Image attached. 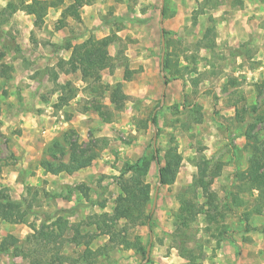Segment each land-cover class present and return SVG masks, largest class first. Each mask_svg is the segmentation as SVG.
I'll use <instances>...</instances> for the list:
<instances>
[{"label":"rangeland","instance_id":"obj_1","mask_svg":"<svg viewBox=\"0 0 264 264\" xmlns=\"http://www.w3.org/2000/svg\"><path fill=\"white\" fill-rule=\"evenodd\" d=\"M91 5L95 9L87 14V6L79 9L80 18L89 16L90 28L61 18V9H50L43 24L33 27L20 0H0V192L25 211L19 223L0 219V243L17 240L0 247V264H188L181 248L193 251L195 264H264V209L254 213L257 191L235 179L264 150V122L251 131L255 143L244 137L264 111V0ZM148 18L157 24L155 37L145 26ZM159 24L166 32L164 48ZM106 36L112 39L111 65L98 82L79 73L69 76L66 66L59 69L67 42ZM162 51L171 70L162 71L168 84L160 105ZM153 149L162 168L169 153L179 159L172 183L159 187L153 210L158 182L153 161L144 178L152 232L125 227L124 220L113 229L130 243L138 237L145 252L149 246L143 263L145 254L111 242L105 226L128 168L150 160ZM72 157L90 162L46 177L44 161L56 167ZM201 164L207 165L205 181L216 211L212 221L198 214L184 227L176 216L181 195L198 206L205 202L200 188L191 189ZM53 222L63 226L62 235L48 242L39 238L41 224ZM86 248L92 254L85 255Z\"/></svg>","mask_w":264,"mask_h":264},{"label":"trees","instance_id":"obj_2","mask_svg":"<svg viewBox=\"0 0 264 264\" xmlns=\"http://www.w3.org/2000/svg\"><path fill=\"white\" fill-rule=\"evenodd\" d=\"M94 0H29L25 2L20 0V9H22L27 15L33 17V27H40L43 24L44 18L50 9L59 10L61 9L60 16L64 18L66 16L71 17L76 22H80L79 9L84 6H89ZM65 2L69 4L64 8ZM15 7V6H14ZM17 9V7H16ZM161 15L164 16V10L160 11ZM163 35L166 32L160 29V33ZM112 42L111 37L106 36L101 39L87 38L81 43L71 44L69 42L63 46L64 49L70 50V57L67 61H58V67L62 70L63 66L68 67L69 73L79 72L83 80H92L98 82L100 80V72L107 69L111 65V57L108 53V46ZM171 66L168 56L163 60L161 71H170ZM125 80H128V74H124ZM163 85L168 84V79H161ZM264 85V81L262 82ZM152 124L156 123V116L153 115L150 118ZM259 122H264V111L256 116L253 124H249L247 131L244 133V137L247 140L257 141V137L251 134V131L256 127ZM256 150V147L254 146ZM72 157L71 161L67 164H59L56 167L51 163L44 161L42 167L46 173L52 175H58L62 172H74L81 167L88 165L90 162H82L80 159H75ZM169 158L171 159L167 166L160 167L159 159L157 157L156 150L153 149L151 154V159H139L133 165L128 168L129 178L126 180H121L119 184L120 196L116 200L115 208L111 217H109L110 225L105 226V234H109L110 241H118L123 245L125 249L134 248L136 251L140 252L142 255L145 254L144 249L140 246L139 238H135L133 243L126 240V237H121V233L116 232L114 229L117 221L124 220L125 227L134 226H146L148 233L151 234V224L150 215L147 213L146 207L150 202V189L144 182V178L150 166V162L153 161L156 165L157 172L160 173V183L161 185H168L172 183L175 174V167L178 165V156L176 154L169 153ZM87 163V164H86ZM198 175L193 181L191 189L200 188L203 195L206 197L205 202L202 206L194 204L189 201L185 195H181L179 210L176 216L181 221L184 227H188L189 223L196 221L197 215H203L205 221H212L214 217V212L216 211L215 197L209 192L208 187L210 181H205V172L207 171V165L201 164L197 165ZM217 168L220 165L216 166ZM235 179L240 183L246 184L247 191L255 190L257 195L254 198V213L260 214L261 210L264 209V150L257 152V156L254 154L250 158V164L245 171H238L235 173ZM240 187V186H239ZM193 191V190H192ZM238 200H235V203ZM21 203L11 202L6 195L0 192V219L8 223H19L23 220L24 210H21ZM213 213V214H212ZM250 214L246 213L244 216L245 222L248 221V216ZM63 226L58 222H53L51 224H41L39 230L35 231L39 238L45 241L54 240L55 237H59L63 233ZM123 232L126 233V228H123ZM9 240V241H8ZM11 240V241H10ZM17 240H13L11 237L5 238L1 243L0 247L6 246L4 243L10 242L9 245H15ZM73 241H75L73 239ZM192 250H185L181 248L179 255L186 259L188 264H195L197 256H195ZM84 254H92V252L86 248ZM39 264V263H37ZM42 264H54L53 260L47 261Z\"/></svg>","mask_w":264,"mask_h":264},{"label":"crops","instance_id":"obj_3","mask_svg":"<svg viewBox=\"0 0 264 264\" xmlns=\"http://www.w3.org/2000/svg\"><path fill=\"white\" fill-rule=\"evenodd\" d=\"M84 8H86V14L89 12V11H92V10H94L95 8L92 6V5H90V6H87V7H84ZM83 8V9H84ZM162 10V9H161ZM241 13V11H239V13L238 14H240ZM154 15V14H153ZM152 15V16H153ZM241 16H245V15H242L241 14ZM89 16H86V17H84L83 16V14L81 13V21L83 22V24L86 26V27H92L91 25V23L92 22H90V20H89V18H88ZM240 17V16H239ZM153 18V17H152ZM242 19H246V20H243L242 22H243V26L244 27H246L247 28V16H245V17H243ZM148 22L145 24V26L148 28V29H150V33H152L153 34V37H155L156 36V32L158 31V29H157V24L155 23V21H154V19H150V18H148ZM160 22H161V20H160ZM252 25H253V23H252ZM160 26H162L161 24H159V32H160V29H163L162 27L160 28ZM254 31V30H253ZM92 33H93V31H92ZM83 42V41H82ZM52 44V43H51ZM63 50V52L65 53V56H63L62 57V60H64V61H67L68 59H69V57H70V50H66V49H62ZM51 66H53V64L51 65ZM105 70V69H104ZM75 73H79V72H75ZM75 73H73V74H75ZM66 74V73H65ZM80 74V73H79ZM67 75H71V73H69L68 72V74ZM67 79H69V78H67ZM79 172H81V171H79ZM86 173H90L89 171L88 172H86ZM62 175V173H59L58 175H50V174H48L47 173V175H46V177L47 178H49L50 176H53L54 178L55 177H60L61 175ZM84 174H85V172H84ZM65 182H66V180H65ZM72 209H74V208H72ZM71 209V210H72ZM237 245H240L239 243H237ZM227 248V247H226Z\"/></svg>","mask_w":264,"mask_h":264},{"label":"water","instance_id":"obj_4","mask_svg":"<svg viewBox=\"0 0 264 264\" xmlns=\"http://www.w3.org/2000/svg\"><path fill=\"white\" fill-rule=\"evenodd\" d=\"M161 9H162V5H161ZM160 20H162V15L160 16ZM161 27L162 26H160V28ZM160 35H161V40H160L161 41V47L164 48V37H163V33L161 32ZM163 55H164V52L162 51V53H161V59H160L161 66H162V62H163ZM160 77H161V79L164 78V75H163V72L162 71H160ZM165 86L166 85H163L161 99H160V105H162V103H163V99H164V94L163 93H164ZM152 130H153V146H154L156 134H155V127H154L153 124H152ZM157 176H158V182H157L156 187H155V190H154L153 203H152V209L151 210H153V208H154V205H155L154 201L156 199L158 189L161 186V183L159 181L160 180V173H159V171L157 172ZM148 256H149V246H147V248H146L145 259H144V262L143 263H145L147 261Z\"/></svg>","mask_w":264,"mask_h":264}]
</instances>
